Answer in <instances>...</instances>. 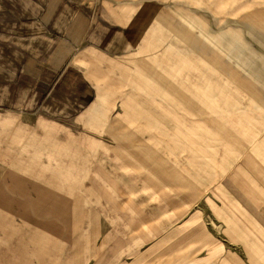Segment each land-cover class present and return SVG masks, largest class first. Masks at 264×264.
<instances>
[{"label":"crops","instance_id":"1","mask_svg":"<svg viewBox=\"0 0 264 264\" xmlns=\"http://www.w3.org/2000/svg\"><path fill=\"white\" fill-rule=\"evenodd\" d=\"M148 1L0 0V264H99L97 211L134 197L141 250L111 264H264L263 0L198 75L196 45L182 69L179 34L133 13ZM166 117L228 169L181 184Z\"/></svg>","mask_w":264,"mask_h":264},{"label":"rangeland","instance_id":"2","mask_svg":"<svg viewBox=\"0 0 264 264\" xmlns=\"http://www.w3.org/2000/svg\"><path fill=\"white\" fill-rule=\"evenodd\" d=\"M260 1L149 0L147 3H133V13L138 8L141 9L142 22L143 24L146 22V26L151 31L149 35H161L166 49L167 46H174L172 33L174 32L175 35L179 34L181 45L179 58L182 69L185 67L189 69V62L192 60L189 56L190 49L193 45H196L200 49L196 54L198 75L202 71V68L199 67V61L203 60L205 56V47L208 49L211 45V47L219 48L218 46L224 43V37L219 33L221 29H225L226 38L236 41L237 22L240 19L246 21L251 20L253 5L255 2L258 3ZM263 1L261 6L264 3ZM175 38L177 37L175 36ZM174 47L176 49L177 46ZM210 54H213V59L216 60H219L221 57V53L219 52H211ZM181 102L182 107L188 106V99H182ZM165 122V134L171 137L173 135L176 138L180 135L182 138L180 147H173V144L170 143L169 147L165 148L166 156L168 155V157L175 158L176 161H179V163L175 164V167H179L181 170V184L187 186L189 182H192L197 188L204 187L206 179H211L215 173H220L228 169L229 159L226 154V149L224 153V150L220 147L213 148V156L211 157L204 153V149L197 148L196 154L193 153V155H196V163H194L189 156L190 152L192 154V149L186 146L188 144L186 142L188 135H186L185 131L174 133L171 129V122L167 121V117ZM166 182H171V180ZM133 199L132 212H113L105 206L104 202H102L101 210L97 211L94 227L91 228L90 234L94 237L102 238L101 252L98 254V257H100L99 264L114 263V257L117 258L118 263L124 262L129 254L141 250L140 197H134ZM122 203L123 201L120 202V204ZM115 219L116 223L114 224ZM189 230L188 228H181L179 235L186 236ZM170 231L168 228L165 229L166 234L170 233ZM89 255H92V251H89Z\"/></svg>","mask_w":264,"mask_h":264}]
</instances>
